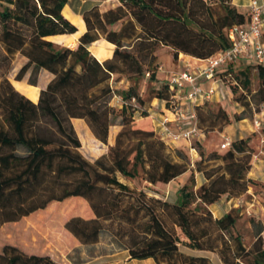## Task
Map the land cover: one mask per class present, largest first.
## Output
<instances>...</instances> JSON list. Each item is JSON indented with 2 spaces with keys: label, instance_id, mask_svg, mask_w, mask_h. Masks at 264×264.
<instances>
[{
  "label": "trees",
  "instance_id": "trees-1",
  "mask_svg": "<svg viewBox=\"0 0 264 264\" xmlns=\"http://www.w3.org/2000/svg\"><path fill=\"white\" fill-rule=\"evenodd\" d=\"M117 1L105 10L98 3L86 8L85 27L79 30L65 15L69 0H0V238L5 224L13 228L19 222L22 230L29 221L40 239L68 232L80 243L92 244L99 241L107 221H118L132 227L127 247L134 258H154L159 264H216L207 255L183 252L185 245L217 252L225 264H264V230L247 247L240 236H227L239 218L238 209L215 217L209 208L223 195L245 194L256 182L248 176L256 152L254 136L234 140L227 150L208 156L202 149L192 170L188 155L170 150L157 133L147 109L156 98L170 105L175 95L167 81L160 85V47L171 48L175 58L183 53L208 59L231 46L230 29L249 22L250 12L233 0ZM80 33L75 47L51 39ZM101 40L113 45L107 59L96 53L102 45L91 50ZM18 54L27 60L17 80L31 73L29 83L37 85L42 70L53 75L37 102L8 77ZM253 66L261 78L255 94L264 104L263 64L239 59L216 72L232 95L240 92L235 99L244 107L252 106ZM123 76L133 83L115 88L113 79ZM145 78L157 84L147 98L139 89ZM118 95L120 107L112 104ZM196 109L202 130H222L233 122L223 106L214 112L206 101ZM119 117L122 127L110 144L111 126ZM242 117L235 114V120ZM73 118H79L76 126L86 133L88 124L96 138L109 145V152L88 159L81 152ZM151 122L153 126H147ZM140 168L152 184L170 183L189 171L191 183L179 189L175 202L136 193L122 177L136 178ZM196 171L207 179L197 189ZM0 264L59 262L1 239Z\"/></svg>",
  "mask_w": 264,
  "mask_h": 264
},
{
  "label": "rangeland",
  "instance_id": "rangeland-1",
  "mask_svg": "<svg viewBox=\"0 0 264 264\" xmlns=\"http://www.w3.org/2000/svg\"><path fill=\"white\" fill-rule=\"evenodd\" d=\"M94 3H98L100 5V8L102 10H105L109 7L115 6L118 4L117 0H106V1H96V0H69V4L66 7L65 15L73 22L75 23L79 30L80 28L83 30L85 27L84 19L80 14H82V11H84L87 7L91 6ZM82 33L77 35H60L52 37L51 39L57 42H60L63 45L75 47L76 44L79 41L80 36ZM100 47V49L96 52L99 57L103 56H109L112 54L113 45L108 44L105 40H101L100 42L96 43L91 47V50L93 51L95 47ZM26 58L22 56L21 54H18L13 63H12V69L10 70L8 77L10 80L14 83L17 90L28 96L30 99L34 101H38L40 97V92L43 88L47 86L49 81L52 79L53 75L47 72L46 70H42L39 74V83L37 85H33L29 83V79L31 78V73H28L24 80H17L16 75L18 74L20 68L22 65L26 62ZM156 62H159L161 65H164L168 72L174 71L178 69V60H176L173 57V51L169 47H160L158 49V57ZM242 68H245L246 62H242ZM2 68H0V82H1V73ZM250 76L252 78V85L251 90L254 94L253 96L250 95V98L252 100V106L251 107H245L244 111L242 112V115L249 117V119L255 124L256 119L262 120L261 117H257L255 113H259L264 108V104L260 102V97L255 94V92L259 89L261 84V78L259 77V71L254 66L251 68ZM147 78V76H146ZM145 78V79H146ZM113 79V85L117 89H123L126 86L131 85L133 82L130 81L126 76L121 77V80L117 81ZM142 80L139 84L140 91L144 93V96L146 98L148 97L150 91L157 86V84L151 82L150 80ZM163 84L160 83V85ZM159 85V83H158ZM240 95V92L237 95H232V103L234 101H237L235 98ZM153 101V100H152ZM151 101V102H152ZM230 101V102H231ZM149 102L147 104V109L151 105ZM238 102V101H237ZM137 104V102H135ZM239 105L237 106L239 109L243 106L241 102H238ZM112 104L115 106L120 107L122 104V98L121 96H115L112 99ZM222 106L220 103L217 102H211L210 107L214 112H217L219 107ZM229 107V104L227 105ZM142 109H145L142 108ZM232 110V109H231ZM232 112L233 122H235V113ZM139 116V113L137 114ZM153 117V116H152ZM154 119V117H153ZM76 120L74 121V125L76 128V131L82 141V147L81 152L91 161H95L98 157L107 154L109 152V145L101 142L99 139L96 138L92 130L87 124V130H89L90 133H86L84 131V127L77 128ZM122 118L119 117L116 121V124L111 126V136H110V144L115 143V135L116 133L121 129L122 127ZM155 124V121H153ZM153 123H146L147 126H153ZM261 126H264V122L261 124ZM156 127V126H155ZM203 133H205L204 137H201V139L195 138L192 141V145L197 148V151L199 153L198 156H194L191 153L190 148L181 150L185 152L189 160L191 161L190 168L194 170L195 166H193L192 161L194 160H200L201 159V150L203 149L205 151L206 156L210 155L213 151H219L223 152L227 150L228 148H223L222 144L226 141V137L220 134L219 131H221L219 128L211 129L207 126L202 127ZM84 132L86 135H84ZM256 137V136H255ZM255 139V138H254ZM259 142V139H255L254 146L257 145ZM212 149V151L209 150ZM254 155L253 161H259V157L262 156L264 158V152H261V149H257ZM262 148H264V143H262ZM214 149V150H213ZM21 152L25 151V148H20ZM260 155V156H259ZM260 163V162H258ZM257 167V166H256ZM257 171L260 172V174H263L264 167L261 165L257 167ZM124 178V177H122ZM191 174L188 175V178L185 180L177 179L173 180L170 183H156L152 184L148 182L144 178V171L142 168H140V174L136 178H124V182L130 185L132 190H134L136 193L139 192H145L148 194V196H155L157 198H162L164 200H169L171 202H175L178 199V191L184 184H190ZM195 180H196V189L199 188L198 181L196 178L195 173ZM217 207H212L211 204L209 205V208L212 209L214 216L225 214L227 210H232L233 208L238 209L239 218L235 224V226L227 232V236H240L243 239L244 244L247 247H251L253 243L256 240V237L258 233L262 230H264V181L262 180H256L255 183L251 184L249 187V190L237 197L232 198L229 197V195H223L220 200L217 202ZM122 225V226H121ZM106 230L105 233L110 235V239L115 242L116 245L119 246H127L132 240L131 238V228L130 225H127L125 223L120 224L118 221H107L106 222ZM264 233V232H263ZM3 235V233L1 234ZM181 249L185 253H191V254H198V255H207L210 257V259L216 263V264H225L221 260L219 254L217 252L212 251H200V250H193L185 245H181Z\"/></svg>",
  "mask_w": 264,
  "mask_h": 264
},
{
  "label": "crops",
  "instance_id": "crops-1",
  "mask_svg": "<svg viewBox=\"0 0 264 264\" xmlns=\"http://www.w3.org/2000/svg\"><path fill=\"white\" fill-rule=\"evenodd\" d=\"M233 3L237 5L241 10L249 11L251 0H233ZM95 4L97 3H94L87 8H91ZM80 15L82 16V14ZM112 55L113 54H110L105 59L111 57ZM175 59L178 60V69L174 71L168 72L167 66L170 65L165 64L166 68L164 65H161V68L158 73V77L159 79H161L160 83H162V81L164 80L166 81L168 76L172 72L183 70H195L196 68H199L206 64V59L196 58L183 53H181L179 57ZM224 68L225 66H221L219 69ZM196 83L201 85L207 91L213 90L211 97L199 99L196 103L197 105H202L206 101H208L209 103L217 102L220 103V105H222L224 108H226L230 114H232L231 111H233V113L235 114H242V112L244 111V106H242L241 109L237 107L239 105L237 101H234L232 103V94L229 91L227 84H225V82L220 77L216 76L215 79H208L205 76H201L198 77ZM190 90L191 86L190 84H187V86L184 88V90L179 95V98L177 99L178 103L186 108L192 107L193 105L188 98V93ZM228 104L229 107L227 106ZM148 109L151 115L154 117L156 130L159 135H161V124L166 119H168L169 121L168 125L170 126V128L173 131H178V121L176 120V117L172 112L171 107L165 100H161L158 98L154 99ZM255 114L257 115V117L262 116V124L264 122V108L262 109V111ZM78 119L79 118H73V122ZM196 122V119H193L190 117V115H188V118L185 120V127H191L195 125ZM263 128L264 126H257L249 119V117L243 115L242 119L236 120L235 122H231L225 125L224 128L219 132L224 137H229L231 142L243 137L253 135L255 139H259V142L255 147H257V149H261V152H264V148H262V143H264V134L262 131ZM203 132L199 135L198 139H201V137L205 136V133ZM255 139H253V145ZM166 142L170 150L172 151L176 149L190 148L192 155H199L197 148H195L192 145V142L188 140H167ZM209 150L212 151V149L210 148ZM260 165L264 167V158H262V156L259 157V161H253V166L248 176L254 180L264 181V172L263 174H260V172L257 171V167H259ZM190 174L191 171L183 174L178 179L186 180L188 178V175ZM196 178L198 181V186H201L204 182L207 181L203 172L196 171ZM122 181H124V178H122ZM216 204L217 203H214L212 207H217ZM229 211L230 210H227L225 213ZM223 215L224 214H216V217H221ZM8 225L9 224H5L2 227L1 232L4 233V237L0 238V240L5 239L11 240L14 243H20L25 249L30 252L49 254L54 259H56L59 264H159L154 258L139 259L132 257L131 251L127 246L116 245L115 242L110 239V235L105 233V231L102 232L98 242L92 244H83L80 243L75 237H73L68 232H63L60 237L56 236L57 238L50 237V233L43 234L45 238L43 237L42 239H40V237L37 235V227L29 221L26 223L25 226H23L22 230H19V222L12 224L13 228H9ZM25 232H28L29 235L27 236Z\"/></svg>",
  "mask_w": 264,
  "mask_h": 264
},
{
  "label": "built area",
  "instance_id": "built-area-1",
  "mask_svg": "<svg viewBox=\"0 0 264 264\" xmlns=\"http://www.w3.org/2000/svg\"><path fill=\"white\" fill-rule=\"evenodd\" d=\"M249 12V22L243 25H235L230 29L229 36L232 41L230 47L206 59L204 66L195 70L175 71L168 76L166 81L175 92L169 106L178 121V131H173L170 128L168 119L164 120L161 124L160 136L165 141L188 140L192 142L203 132L197 122L191 127H185V120L188 115L197 121L196 103L198 100L209 98L213 93V90L207 91L196 83L198 77L205 76L208 79H215L216 72L221 66L227 67L231 62L239 59L255 61L264 65V0H251ZM187 84L191 86L188 98L193 104L189 108L181 106L177 101ZM255 124L261 126V120L256 119ZM231 143L230 138L226 137L222 146L228 148Z\"/></svg>",
  "mask_w": 264,
  "mask_h": 264
}]
</instances>
